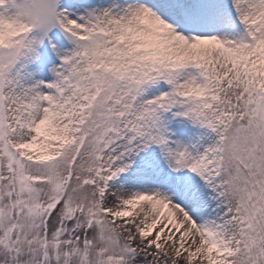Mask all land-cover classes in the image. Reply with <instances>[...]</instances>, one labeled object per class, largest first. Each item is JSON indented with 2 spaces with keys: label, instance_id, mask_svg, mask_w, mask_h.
<instances>
[{
  "label": "snow or ice",
  "instance_id": "obj_1",
  "mask_svg": "<svg viewBox=\"0 0 264 264\" xmlns=\"http://www.w3.org/2000/svg\"><path fill=\"white\" fill-rule=\"evenodd\" d=\"M0 264H264V0H0Z\"/></svg>",
  "mask_w": 264,
  "mask_h": 264
}]
</instances>
